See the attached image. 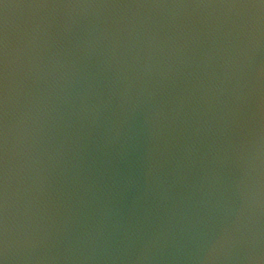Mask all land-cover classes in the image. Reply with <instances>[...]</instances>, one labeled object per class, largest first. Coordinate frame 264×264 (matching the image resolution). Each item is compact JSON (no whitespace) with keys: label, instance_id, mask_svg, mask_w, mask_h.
Segmentation results:
<instances>
[{"label":"water","instance_id":"water-1","mask_svg":"<svg viewBox=\"0 0 264 264\" xmlns=\"http://www.w3.org/2000/svg\"><path fill=\"white\" fill-rule=\"evenodd\" d=\"M0 264H264V0H0Z\"/></svg>","mask_w":264,"mask_h":264}]
</instances>
